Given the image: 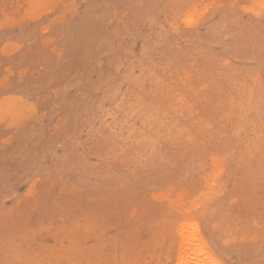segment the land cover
Segmentation results:
<instances>
[{
	"label": "rangeland",
	"instance_id": "rangeland-1",
	"mask_svg": "<svg viewBox=\"0 0 264 264\" xmlns=\"http://www.w3.org/2000/svg\"><path fill=\"white\" fill-rule=\"evenodd\" d=\"M0 264H264V0H0Z\"/></svg>",
	"mask_w": 264,
	"mask_h": 264
},
{
	"label": "crops",
	"instance_id": "crops-1",
	"mask_svg": "<svg viewBox=\"0 0 264 264\" xmlns=\"http://www.w3.org/2000/svg\"><path fill=\"white\" fill-rule=\"evenodd\" d=\"M69 4H71V2L69 3ZM69 4H65V7H68L67 5H69ZM28 9L30 10V9H32L33 10V7L32 6H29V7H27L26 9H25V11H24V13H23V17H25L26 16V13H27V11H28ZM12 26H14V25H12ZM15 26H17V28H22V27H24L21 23H18L17 25H15ZM16 43H20V39L18 38V37H9V38H7L4 42H3V44H2V47H1V51H2V53L3 54H12L13 53V49H11L12 48V45H14V44H16Z\"/></svg>",
	"mask_w": 264,
	"mask_h": 264
}]
</instances>
